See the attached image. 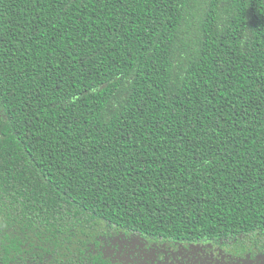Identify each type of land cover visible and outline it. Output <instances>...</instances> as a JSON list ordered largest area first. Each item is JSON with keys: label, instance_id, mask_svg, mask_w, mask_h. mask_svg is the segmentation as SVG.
I'll return each mask as SVG.
<instances>
[{"label": "trees", "instance_id": "16d2710c", "mask_svg": "<svg viewBox=\"0 0 264 264\" xmlns=\"http://www.w3.org/2000/svg\"><path fill=\"white\" fill-rule=\"evenodd\" d=\"M264 264V0H0V264Z\"/></svg>", "mask_w": 264, "mask_h": 264}, {"label": "flooded vegetation", "instance_id": "af4514ba", "mask_svg": "<svg viewBox=\"0 0 264 264\" xmlns=\"http://www.w3.org/2000/svg\"><path fill=\"white\" fill-rule=\"evenodd\" d=\"M207 258L202 259L203 261L200 260V256H194L190 255L189 257H185V261H178L176 264H206V263H214L217 261V259L211 257V256H206Z\"/></svg>", "mask_w": 264, "mask_h": 264}, {"label": "rangeland", "instance_id": "374dc122", "mask_svg": "<svg viewBox=\"0 0 264 264\" xmlns=\"http://www.w3.org/2000/svg\"><path fill=\"white\" fill-rule=\"evenodd\" d=\"M211 257L217 259L216 262L214 263H206V264H233L231 261H229L224 254L218 253V252H211L210 254Z\"/></svg>", "mask_w": 264, "mask_h": 264}]
</instances>
